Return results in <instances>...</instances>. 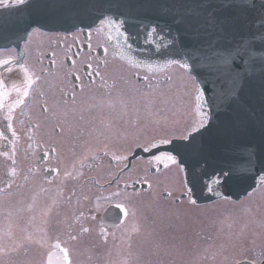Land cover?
Here are the masks:
<instances>
[{"label":"flooded vegetation","instance_id":"obj_1","mask_svg":"<svg viewBox=\"0 0 264 264\" xmlns=\"http://www.w3.org/2000/svg\"><path fill=\"white\" fill-rule=\"evenodd\" d=\"M112 21L120 23L104 18L92 29L69 33L34 29L19 50L0 49V61L10 62L0 65V80L10 93L5 105L17 98L12 85L24 83L21 65L35 80L11 121L7 107L0 110V264H47L57 242L68 250L70 264H99L103 245L110 246L111 234L125 218L124 205L110 201L113 194L103 197V208L99 195L114 191L127 201L148 191L145 175L132 171L138 160L151 175L175 167L184 181L178 159L157 148L201 127L203 97L190 82L168 77L150 86V80L137 76L135 71L154 74L183 67L163 56L160 45L171 44L164 34L149 36L151 29L129 34L122 26L123 35H117ZM151 113L162 121L158 133L172 137L149 146ZM189 124L193 127L187 128ZM92 147L97 151L85 155ZM75 154L73 158L80 154L81 159L69 160ZM100 166L114 175L101 182L94 174ZM92 187L98 194L86 197L84 191ZM185 188L173 203L197 204ZM207 188L218 192L220 181L213 180ZM162 197L168 199L169 194L162 192ZM110 207L120 213L117 227L108 225L115 214L103 219Z\"/></svg>","mask_w":264,"mask_h":264},{"label":"water","instance_id":"obj_2","mask_svg":"<svg viewBox=\"0 0 264 264\" xmlns=\"http://www.w3.org/2000/svg\"><path fill=\"white\" fill-rule=\"evenodd\" d=\"M219 2L24 0L20 4L5 0L0 4V49H20L34 28L68 33L90 29L107 17L122 22L129 34L156 28L171 41L169 57L188 65L208 114L206 124L188 139L173 140L157 150L178 159L197 203L217 198L206 189L207 183L218 177L221 193L237 201L255 188L258 178H264V29L260 28L261 0H242L248 5L254 3L255 9L220 11L218 14L230 21L227 30L205 25L200 5ZM184 14H194L200 22L181 23Z\"/></svg>","mask_w":264,"mask_h":264},{"label":"rangeland","instance_id":"obj_3","mask_svg":"<svg viewBox=\"0 0 264 264\" xmlns=\"http://www.w3.org/2000/svg\"><path fill=\"white\" fill-rule=\"evenodd\" d=\"M135 72L137 76H143L146 83L150 80V86L160 78L164 81L168 77L196 86L184 68L154 74ZM163 87H166L165 82ZM159 121L150 114L149 128L153 130L146 139L149 146L155 140L172 137L170 133H158L156 127ZM192 127L193 124H189L187 128ZM133 140L136 145V136ZM95 150L92 147L85 155ZM72 156L76 154L70 155L71 161L78 160L77 157L81 155L77 154L76 158ZM143 164L144 161L138 160L132 171L135 176L145 175L148 191L128 197L127 201L121 200L122 195L114 191L99 195L100 200L105 202L102 208L107 203L103 197L111 193L113 196L110 201L124 205L127 211L123 225L110 236V246L103 245L99 264H236L240 261L261 264L264 247L263 178L258 180L257 187L248 196L239 201H233L220 192L221 196L212 203L193 205L185 200L175 205L174 198L187 192L178 169L173 167L151 175L147 168H142ZM98 170L94 174L101 182L114 175V172L102 169L101 166ZM162 192H167L169 198L164 199ZM93 193L98 194V189L92 187V191H87V188L84 191L86 197Z\"/></svg>","mask_w":264,"mask_h":264},{"label":"snow or ice","instance_id":"obj_4","mask_svg":"<svg viewBox=\"0 0 264 264\" xmlns=\"http://www.w3.org/2000/svg\"><path fill=\"white\" fill-rule=\"evenodd\" d=\"M5 2V0H0V4H3ZM17 3H24V0H16ZM251 7L252 9H255V4L253 3L252 5H248L242 2L241 3H236L235 0H220L219 3L217 4H213V3H207V4H201L200 5V13L203 16V23L211 28L217 29V30H227V27L229 26V19L223 15H219L218 13L220 11H222L225 8H249ZM260 12H261V24H260V28L264 29V0H261V4H260ZM181 23H198L200 22V18L195 16L194 14L190 15V14H184L181 17L180 20ZM111 23H113L115 25V29L117 32V35H123V33L120 31L121 27H122V22L121 23H117L115 21H112ZM157 29L156 28H152L148 35H154L156 33ZM262 44H264V40L261 41ZM241 46L243 47V44H241ZM249 47H254V45H249ZM105 52H107V49H105ZM10 63L9 61H0V65L2 64H8ZM233 64L235 66V61H233ZM185 67H188V65H184ZM21 68L23 70L24 73V83L22 86H18L15 83L12 85V90L15 91L17 93V98L15 99V101L13 103H9L7 105H5V98L7 96L10 95V93L8 91L5 90V84L3 83L2 80H0V110L4 109L5 107H7L8 110V120L11 121L12 119V115L11 113L15 110V108L23 105L25 103V98H27L29 96L30 90L33 86V84L35 83V80L32 78L31 75H29L28 69L25 68L23 65H21ZM202 95V94H200ZM46 110V109H45ZM199 111V110H198ZM200 115H201V127L204 126V121L207 120V114L203 113L202 111H200ZM8 128L11 129L12 125L11 123L8 124ZM198 131V129H197ZM13 136L16 135V133L13 131L12 133ZM0 137H4V133L2 131H0ZM185 139H188V137H184ZM164 143H169L170 141H163ZM157 159H159V157H157ZM167 159L171 160L173 163H175V157L168 155ZM15 162V161H13ZM12 175H15V170H12ZM229 175V173L225 172L223 173L224 177H227ZM219 180V177L217 178ZM117 207L122 208V205H117ZM123 210V209H122ZM125 211V215H127V211ZM84 231H88V229H84ZM75 237H73L74 239ZM52 247L56 250V251H51L48 253V257H47V264H70L69 261V255H68V250L66 248L61 247V244L59 242L55 243L54 245H52Z\"/></svg>","mask_w":264,"mask_h":264},{"label":"bare ground","instance_id":"obj_5","mask_svg":"<svg viewBox=\"0 0 264 264\" xmlns=\"http://www.w3.org/2000/svg\"><path fill=\"white\" fill-rule=\"evenodd\" d=\"M107 18H109V17H107ZM97 25V24H96ZM95 25V26H96ZM160 35H162L161 33H160ZM162 36H164V35H162ZM160 49H162V53H163V56H170L168 53H171L170 52V45H169V43H164L163 45H160ZM173 179L172 180H174V177L173 176H171Z\"/></svg>","mask_w":264,"mask_h":264}]
</instances>
